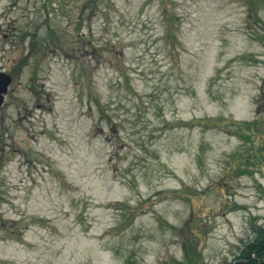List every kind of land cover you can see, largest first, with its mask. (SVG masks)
<instances>
[{"label": "rangeland", "instance_id": "rangeland-1", "mask_svg": "<svg viewBox=\"0 0 264 264\" xmlns=\"http://www.w3.org/2000/svg\"><path fill=\"white\" fill-rule=\"evenodd\" d=\"M0 70V264H242L264 0H0Z\"/></svg>", "mask_w": 264, "mask_h": 264}, {"label": "trees", "instance_id": "trees-1", "mask_svg": "<svg viewBox=\"0 0 264 264\" xmlns=\"http://www.w3.org/2000/svg\"><path fill=\"white\" fill-rule=\"evenodd\" d=\"M38 42L39 40L37 39L35 43H31V46ZM38 44L41 45V42ZM254 122L255 121L248 122L246 123V125L252 127L254 125ZM255 235L256 236L245 245L239 256V258L243 261L244 264H256L257 261L255 260V257L257 256L256 251L258 249H261V254L264 255V227H256ZM184 250L186 264H198L197 262L202 258L200 253H197L195 248L187 242L184 244ZM178 264L185 263L183 261H178Z\"/></svg>", "mask_w": 264, "mask_h": 264}, {"label": "water", "instance_id": "water-1", "mask_svg": "<svg viewBox=\"0 0 264 264\" xmlns=\"http://www.w3.org/2000/svg\"><path fill=\"white\" fill-rule=\"evenodd\" d=\"M12 82V77L4 71L0 70V115L2 112V107L4 105L6 95L9 91Z\"/></svg>", "mask_w": 264, "mask_h": 264}, {"label": "flooded vegetation", "instance_id": "flooded-vegetation-1", "mask_svg": "<svg viewBox=\"0 0 264 264\" xmlns=\"http://www.w3.org/2000/svg\"><path fill=\"white\" fill-rule=\"evenodd\" d=\"M256 253H257V256L255 257V260L257 261L256 264H264V255L261 254V249H258ZM241 263L244 264L242 260Z\"/></svg>", "mask_w": 264, "mask_h": 264}]
</instances>
